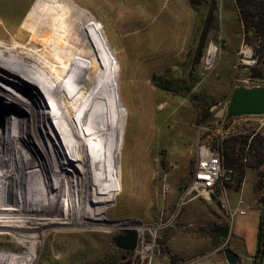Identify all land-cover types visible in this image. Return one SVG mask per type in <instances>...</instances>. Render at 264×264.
I'll list each match as a JSON object with an SVG mask.
<instances>
[{"label": "rangeland", "instance_id": "rangeland-1", "mask_svg": "<svg viewBox=\"0 0 264 264\" xmlns=\"http://www.w3.org/2000/svg\"><path fill=\"white\" fill-rule=\"evenodd\" d=\"M212 1L0 0V41L31 43L58 63L70 62L115 113L120 194L104 226L48 229L30 264H226L224 249L238 250L220 235L230 221L225 199L198 193L193 174L199 147L221 150L232 136L251 135L243 161L256 160L249 145L262 135L264 116L226 119L219 111L235 88L264 87V56L260 61L244 43L235 0H214L213 29L202 39ZM19 16L33 27L17 26ZM210 44L216 52L206 64ZM40 95L35 103L46 123L68 127ZM238 184L232 175L226 190L234 195ZM133 230L137 248L119 249L116 239ZM0 250L20 256L30 249L4 237Z\"/></svg>", "mask_w": 264, "mask_h": 264}, {"label": "bare ground", "instance_id": "bare-ground-1", "mask_svg": "<svg viewBox=\"0 0 264 264\" xmlns=\"http://www.w3.org/2000/svg\"><path fill=\"white\" fill-rule=\"evenodd\" d=\"M15 23L33 27L22 16ZM215 52L210 44L206 64ZM75 68L31 43L0 41V115L6 117L5 123L0 116V239L30 249L20 256L0 250V264H30L50 228L62 233L66 226H104L109 204L120 194L115 113ZM41 90L69 124L53 123L59 145L52 139L56 129L36 107Z\"/></svg>", "mask_w": 264, "mask_h": 264}, {"label": "trees", "instance_id": "trees-1", "mask_svg": "<svg viewBox=\"0 0 264 264\" xmlns=\"http://www.w3.org/2000/svg\"><path fill=\"white\" fill-rule=\"evenodd\" d=\"M190 3L196 4L207 0H189ZM240 22L243 29V38L245 44L253 45L254 57L264 56V0H235ZM216 4L213 0L205 19L202 39H205L209 32L213 29L215 22ZM255 40V43L253 42ZM261 61V59H260ZM259 62V60H258ZM258 138H253L249 145L250 152L254 153L255 161H248L244 163V159L248 156L246 154V146L251 135L232 136L224 143V147L219 151L222 156V166L230 174L237 175L238 189L242 186L246 171L248 169L257 170L259 174V184L262 185L261 168L264 165V136L256 133ZM250 155V153H249ZM264 199V197H263ZM259 248L257 256L262 251L260 243L264 240V219L260 222L259 234Z\"/></svg>", "mask_w": 264, "mask_h": 264}, {"label": "crops", "instance_id": "crops-1", "mask_svg": "<svg viewBox=\"0 0 264 264\" xmlns=\"http://www.w3.org/2000/svg\"><path fill=\"white\" fill-rule=\"evenodd\" d=\"M260 130L264 136V119L260 125ZM261 172L263 175L262 185L259 184L258 171L248 169L242 186L238 190H235L236 195H233V193H231L232 191L229 192L230 190H226L224 196L221 197L222 202L224 201L223 199H225V204H223L226 208V212H229L230 233L228 240L236 244L238 250H233L234 248L229 249L238 254V264H251L258 253V234L260 222L262 220L261 212L264 201H262L264 197V165L261 168ZM251 173L253 174V180L249 192L247 184L249 183V175ZM239 201H241V204H239ZM240 211H244V213L240 214ZM240 257L242 258L241 262ZM260 264H264V247H262Z\"/></svg>", "mask_w": 264, "mask_h": 264}, {"label": "water", "instance_id": "water-1", "mask_svg": "<svg viewBox=\"0 0 264 264\" xmlns=\"http://www.w3.org/2000/svg\"><path fill=\"white\" fill-rule=\"evenodd\" d=\"M221 117L232 119L236 117H258L264 116V87H237L234 89L229 105L227 108L219 111ZM230 176H232L230 174ZM213 202L217 201L215 196H211ZM221 209L222 205L217 203ZM261 218L264 219V201L262 205ZM230 233L229 227H224L220 235L223 239L228 240ZM138 232L129 231L126 236H120L116 239V246L125 251H134L138 244ZM260 247H264V240L260 243ZM227 264H238L239 256L233 250L226 248L223 251ZM262 251L260 252L257 264L261 263Z\"/></svg>", "mask_w": 264, "mask_h": 264}, {"label": "built area", "instance_id": "built-area-1", "mask_svg": "<svg viewBox=\"0 0 264 264\" xmlns=\"http://www.w3.org/2000/svg\"><path fill=\"white\" fill-rule=\"evenodd\" d=\"M232 175V174H231ZM232 178L222 166V156L219 150L204 144L197 151V161L193 174V189L220 199L226 193L225 182ZM241 204V201H239ZM243 214L244 211H240Z\"/></svg>", "mask_w": 264, "mask_h": 264}]
</instances>
